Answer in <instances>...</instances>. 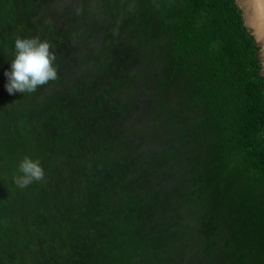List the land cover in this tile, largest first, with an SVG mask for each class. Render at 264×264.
Segmentation results:
<instances>
[{
    "label": "trees",
    "instance_id": "obj_1",
    "mask_svg": "<svg viewBox=\"0 0 264 264\" xmlns=\"http://www.w3.org/2000/svg\"><path fill=\"white\" fill-rule=\"evenodd\" d=\"M17 36L56 54L34 93ZM260 51L239 0H0V264H264Z\"/></svg>",
    "mask_w": 264,
    "mask_h": 264
},
{
    "label": "clouds",
    "instance_id": "obj_2",
    "mask_svg": "<svg viewBox=\"0 0 264 264\" xmlns=\"http://www.w3.org/2000/svg\"><path fill=\"white\" fill-rule=\"evenodd\" d=\"M51 47L47 40L39 36L15 38L14 59L11 60V69L5 73L9 94L34 93L39 87L58 78L54 66L56 54ZM18 171L20 175L14 177V182L19 188H26L45 177L40 161L28 156L20 161Z\"/></svg>",
    "mask_w": 264,
    "mask_h": 264
},
{
    "label": "water",
    "instance_id": "obj_3",
    "mask_svg": "<svg viewBox=\"0 0 264 264\" xmlns=\"http://www.w3.org/2000/svg\"><path fill=\"white\" fill-rule=\"evenodd\" d=\"M239 4L244 9V19L247 26L252 29L253 35L256 38L257 44L261 47V75L264 76V44L259 39L257 32H259L264 37V0H239ZM247 5L249 11L254 15L255 20L251 25L248 19V10L245 5Z\"/></svg>",
    "mask_w": 264,
    "mask_h": 264
},
{
    "label": "rangeland",
    "instance_id": "obj_4",
    "mask_svg": "<svg viewBox=\"0 0 264 264\" xmlns=\"http://www.w3.org/2000/svg\"><path fill=\"white\" fill-rule=\"evenodd\" d=\"M62 2H63V0H61ZM66 3L67 2H64V4L66 5ZM59 7H56L55 9H54V12H51V13H48L49 14V16L50 17H54V15H55V13H56V15L57 16H61L62 14L61 13H63V12H65V9H64V6H63V4H59L58 5ZM69 6V5H68ZM68 6H66V7H68ZM72 9V7L71 6H69V10H68V12L70 11V12H72L73 10H71ZM74 9V8H73ZM77 11V10H76ZM70 16V15H69ZM71 16L72 17H74L73 16V14L71 13ZM63 17V16H62ZM57 18V17H56ZM69 22H71L72 24H71V26H72V28H79L80 27V25L77 23V22H75V20H73V19H70L69 18ZM56 25V24H55ZM61 25H67V23H60V24H57V27H62ZM78 30H80V31H82V29H78ZM81 37H84V35L81 33ZM95 46H96V44H95ZM87 47H88V44L86 45V48H85V50H81L80 51V55H81V57L83 56H85L86 55V53H87ZM91 55V54H90ZM92 56V55H91Z\"/></svg>",
    "mask_w": 264,
    "mask_h": 264
},
{
    "label": "bare ground",
    "instance_id": "obj_5",
    "mask_svg": "<svg viewBox=\"0 0 264 264\" xmlns=\"http://www.w3.org/2000/svg\"><path fill=\"white\" fill-rule=\"evenodd\" d=\"M244 5H245V4H244ZM245 6H246V8H247V10H248V19H249V22H250V24L252 25V24L254 23L255 17H254V15L249 11L247 5H245ZM257 35H258L259 39L262 41V43L264 44V37H263L259 32H257Z\"/></svg>",
    "mask_w": 264,
    "mask_h": 264
}]
</instances>
